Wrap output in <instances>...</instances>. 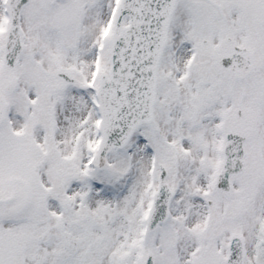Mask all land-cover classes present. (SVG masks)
Listing matches in <instances>:
<instances>
[{
    "label": "snow or ice",
    "instance_id": "1",
    "mask_svg": "<svg viewBox=\"0 0 264 264\" xmlns=\"http://www.w3.org/2000/svg\"><path fill=\"white\" fill-rule=\"evenodd\" d=\"M0 264H264V0H0Z\"/></svg>",
    "mask_w": 264,
    "mask_h": 264
}]
</instances>
